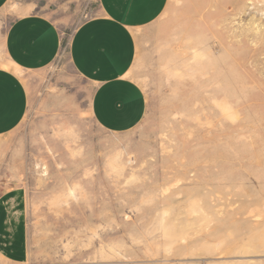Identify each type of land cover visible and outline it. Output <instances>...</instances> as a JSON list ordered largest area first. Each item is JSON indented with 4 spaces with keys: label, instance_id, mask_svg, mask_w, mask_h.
I'll return each mask as SVG.
<instances>
[{
    "label": "rangeland",
    "instance_id": "rangeland-1",
    "mask_svg": "<svg viewBox=\"0 0 264 264\" xmlns=\"http://www.w3.org/2000/svg\"><path fill=\"white\" fill-rule=\"evenodd\" d=\"M142 32L137 128L104 132L68 59L98 0H9L62 49L38 72L21 126L0 137V194L19 196L27 253L0 264H264V0H168ZM10 196V195H9Z\"/></svg>",
    "mask_w": 264,
    "mask_h": 264
},
{
    "label": "crops",
    "instance_id": "crops-1",
    "mask_svg": "<svg viewBox=\"0 0 264 264\" xmlns=\"http://www.w3.org/2000/svg\"><path fill=\"white\" fill-rule=\"evenodd\" d=\"M8 1L0 0V10ZM167 3L98 0V16L85 20L70 38V65L91 86L90 115L104 132H130L146 113V97L136 81L137 48L142 32ZM62 45L59 28L41 14L23 15L6 25L1 37L7 64L0 65V137L19 128L28 111L29 93L19 74L51 66ZM24 224L19 196L1 193L0 256L10 263H22L28 256Z\"/></svg>",
    "mask_w": 264,
    "mask_h": 264
}]
</instances>
